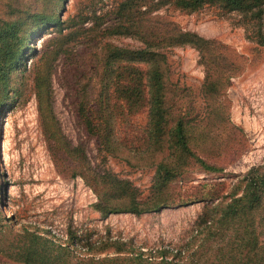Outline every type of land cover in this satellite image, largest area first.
I'll return each mask as SVG.
<instances>
[{
    "label": "trees",
    "instance_id": "1",
    "mask_svg": "<svg viewBox=\"0 0 264 264\" xmlns=\"http://www.w3.org/2000/svg\"><path fill=\"white\" fill-rule=\"evenodd\" d=\"M107 1L104 11L93 3L65 18L60 17V0L2 1L0 117L24 90V83L11 86L10 80L31 52L28 73L39 124L72 163L60 169L54 160L56 170L64 177L83 179L95 194L90 205L94 211L140 215L191 201L173 183L189 180L192 168L222 171L230 135L223 132L230 129L240 135L229 121L228 105L217 101L235 63L214 40L182 29L157 10L192 13L209 7L220 16L233 13L245 38L264 46V0ZM47 28L55 34L48 47L36 49L33 37ZM118 37L139 44L124 46L110 40ZM76 44L82 50L79 59L85 57L83 63H91L95 75L93 83L85 84L76 109V117L94 141L98 157L94 165L82 144L73 145L63 136L52 111L53 63ZM184 46L197 51V62L203 67L202 102L197 108L190 90L170 79L166 50ZM142 111L144 122L132 123V116ZM107 157L131 168L151 169L147 193L143 195L129 179L106 167ZM239 183L240 192L232 189L225 199L205 206L201 221L212 226L210 240L193 264H264V166L248 168ZM217 197L211 190L194 195L199 201ZM48 234V230L26 227L16 230L0 213V258L4 264H177L166 257V250L156 257L144 256L140 251H125L123 243L115 240L85 244L80 256L72 247L79 241L73 233L61 243ZM105 251L110 253L98 256Z\"/></svg>",
    "mask_w": 264,
    "mask_h": 264
},
{
    "label": "rangeland",
    "instance_id": "2",
    "mask_svg": "<svg viewBox=\"0 0 264 264\" xmlns=\"http://www.w3.org/2000/svg\"><path fill=\"white\" fill-rule=\"evenodd\" d=\"M93 3L96 7L102 6L103 11L109 6L107 0H60V17L65 18ZM99 12L97 9L96 13ZM157 12L167 14L182 29L214 40L217 48L235 63L230 70L228 86L217 96L218 102L228 105L229 121L240 132V135L230 129L223 132V135L230 132L223 170L203 172L192 168L189 180L173 183L175 190L192 198L191 201L140 215H101L94 211L90 205L95 201V194L83 179L78 175L64 177L56 170L54 160L60 169L70 167L72 163L46 137L39 124L28 73L33 60L30 52L10 80L11 86L24 83V90L13 107L3 108L0 117V213L14 229L26 227L43 233L48 230V235L59 243L66 242L73 233L79 239L72 246L78 254L84 253L85 244L115 240L123 243L125 251H140L144 256L156 257L166 250V257L177 264H193L205 242L210 240L212 226L201 221L205 206L225 199L232 189L240 192L239 180L246 170L264 166V46L245 38L244 29L233 13L220 16L209 7L192 13L164 11L163 8ZM54 34L55 31L47 28L33 37L34 47L45 49ZM110 40L124 46L139 44L129 37ZM81 53L76 44L71 46L68 56H60L54 61L50 81L52 111L63 136L73 145L82 144L94 165L98 162L94 141L76 117L85 84L95 81L92 64H84L82 59L85 57L79 59ZM166 55L170 79L190 90L197 108L202 102L199 88L204 75L203 67L197 62V51L188 46L171 47L166 50ZM144 115L142 111L132 116V123L142 124ZM105 164L119 176L129 179L143 195L147 193L151 169L131 168L111 157H107ZM207 190L216 192L218 197L211 201L194 198ZM106 252L110 253L105 251L98 256ZM0 261L4 264L1 258Z\"/></svg>",
    "mask_w": 264,
    "mask_h": 264
},
{
    "label": "water",
    "instance_id": "3",
    "mask_svg": "<svg viewBox=\"0 0 264 264\" xmlns=\"http://www.w3.org/2000/svg\"><path fill=\"white\" fill-rule=\"evenodd\" d=\"M0 129H1V121H0Z\"/></svg>",
    "mask_w": 264,
    "mask_h": 264
},
{
    "label": "bare ground",
    "instance_id": "4",
    "mask_svg": "<svg viewBox=\"0 0 264 264\" xmlns=\"http://www.w3.org/2000/svg\"><path fill=\"white\" fill-rule=\"evenodd\" d=\"M6 130V129H5Z\"/></svg>",
    "mask_w": 264,
    "mask_h": 264
}]
</instances>
